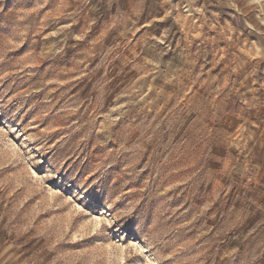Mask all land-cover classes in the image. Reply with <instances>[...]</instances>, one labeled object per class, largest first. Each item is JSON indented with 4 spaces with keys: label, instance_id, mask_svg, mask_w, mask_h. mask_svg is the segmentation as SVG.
<instances>
[{
    "label": "rangeland",
    "instance_id": "rangeland-1",
    "mask_svg": "<svg viewBox=\"0 0 264 264\" xmlns=\"http://www.w3.org/2000/svg\"><path fill=\"white\" fill-rule=\"evenodd\" d=\"M0 264H264V0H0Z\"/></svg>",
    "mask_w": 264,
    "mask_h": 264
}]
</instances>
